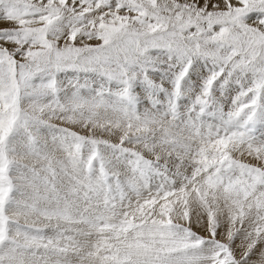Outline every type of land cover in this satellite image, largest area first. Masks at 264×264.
Wrapping results in <instances>:
<instances>
[{
	"label": "snow or ice",
	"instance_id": "obj_1",
	"mask_svg": "<svg viewBox=\"0 0 264 264\" xmlns=\"http://www.w3.org/2000/svg\"><path fill=\"white\" fill-rule=\"evenodd\" d=\"M0 264H264V0H0Z\"/></svg>",
	"mask_w": 264,
	"mask_h": 264
}]
</instances>
